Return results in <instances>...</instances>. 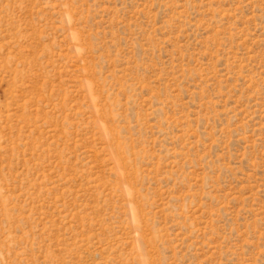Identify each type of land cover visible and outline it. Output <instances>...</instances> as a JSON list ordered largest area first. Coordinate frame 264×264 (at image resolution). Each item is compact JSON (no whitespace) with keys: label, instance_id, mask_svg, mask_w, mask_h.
<instances>
[{"label":"rangeland","instance_id":"obj_1","mask_svg":"<svg viewBox=\"0 0 264 264\" xmlns=\"http://www.w3.org/2000/svg\"><path fill=\"white\" fill-rule=\"evenodd\" d=\"M0 264H264V0H0Z\"/></svg>","mask_w":264,"mask_h":264}]
</instances>
